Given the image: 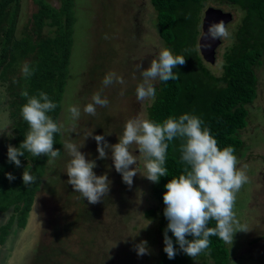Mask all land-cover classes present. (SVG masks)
I'll return each mask as SVG.
<instances>
[{"label": "rangeland", "instance_id": "obj_1", "mask_svg": "<svg viewBox=\"0 0 264 264\" xmlns=\"http://www.w3.org/2000/svg\"><path fill=\"white\" fill-rule=\"evenodd\" d=\"M44 1L59 6V0ZM37 7L35 0H20L18 33L28 25ZM208 7L233 15L226 26L229 36L220 39L215 63L204 62L219 77L223 53L234 43L242 13L225 3L208 1L203 11ZM73 14L68 75L57 119L64 125L60 134L62 153L53 163H46L26 226L14 229L0 245V264H158L164 249V237L158 231L160 207L153 198L151 182L142 176L145 169L139 150L133 146V154L138 156V174L129 187L116 172L110 149H106L109 158L97 159L93 139L95 135H104L109 144L118 143L126 121L148 120L147 110L153 101L141 102L136 98V87L143 79L137 65L147 68L165 48L158 35L155 11L150 0H73ZM110 71L122 76L125 84L105 87L102 80ZM256 75L257 97L246 106L247 127L237 133L243 145L235 153L237 167L247 165L244 170L249 181L236 194L233 211L249 231L237 232L232 245L225 243L229 253L227 264H264V54ZM153 83L157 89L159 80ZM96 92L109 104L97 106V114L91 116L84 112V107L93 103ZM5 103L10 116L8 92ZM72 106L80 110L77 120L68 111ZM90 133L92 136H88ZM65 141L77 146L84 143L80 151L87 159L96 161L93 171L97 175L107 174L111 181L108 196L100 203L89 204L67 183L69 157L63 148ZM8 142L7 135H0V153ZM150 210L155 213L147 216ZM7 215L0 214V226ZM141 241H147L149 251L138 256L134 248ZM193 264H203V260L198 256Z\"/></svg>", "mask_w": 264, "mask_h": 264}, {"label": "trees", "instance_id": "obj_2", "mask_svg": "<svg viewBox=\"0 0 264 264\" xmlns=\"http://www.w3.org/2000/svg\"><path fill=\"white\" fill-rule=\"evenodd\" d=\"M208 1L225 3L242 13L234 43L223 53L219 77L205 67L198 50L202 13ZM35 3L38 6L36 13L18 33L20 0H0V87L6 85L10 116L15 121L13 138L0 153V214H8L0 226V245L14 229L26 226L48 162V157H33L27 151L25 156L19 157L21 167L8 162V145L19 147L29 130L20 116V109L26 103L21 93L27 91L29 96L47 93L57 104L48 115L57 121L68 75L75 23L73 0H59L58 7L44 0H35ZM150 3L156 14L158 35L165 48L174 55H183L187 62L173 69L179 75L178 80H170L166 84L159 81L156 98L147 110L148 120L163 123L169 117L179 118L186 113L195 115L203 121L202 126L210 130L218 147L222 150L232 146L235 155L243 145L237 133L247 127L246 106L253 104L257 97L256 68L264 54V0H150ZM46 28L51 30L44 33ZM25 62L35 69L27 79L21 72ZM54 140V148L61 154V135L55 134ZM183 142L180 138L169 142L165 163L168 175L161 177L158 183L151 182L153 198L160 207L158 231L163 237L168 223L163 214L164 185L183 174L185 165L180 161ZM25 168L36 177L30 185H24L22 181ZM5 173H12L15 180L10 182ZM153 213L150 210L146 215ZM209 227H215V221H211ZM168 235L177 254L174 259H169L163 251L157 263L193 264L194 260L179 249L171 231ZM228 258L225 243L216 236L210 237L209 249L199 255L203 264H227Z\"/></svg>", "mask_w": 264, "mask_h": 264}, {"label": "clouds", "instance_id": "obj_3", "mask_svg": "<svg viewBox=\"0 0 264 264\" xmlns=\"http://www.w3.org/2000/svg\"><path fill=\"white\" fill-rule=\"evenodd\" d=\"M228 36L223 23L210 25L205 34V38L210 40ZM186 62L183 55H174L170 49L163 48L147 68L137 65L138 69H142L143 78L136 87L137 100L154 101L156 89L153 82L159 80L166 84L170 80H178L179 75L173 69L184 66ZM34 71L28 62L21 68L25 79L31 77ZM114 83L123 85L125 81L114 71L106 73L102 84L108 87ZM21 95L26 98V103L20 109V116L28 124L29 130L19 147L8 145V162L21 167L19 157L25 156L27 151L33 157H48V163L51 164L60 157V150L54 148V136L63 134L64 128L62 123L48 115L57 104L45 92L29 96L27 91H23ZM6 99L5 85L0 87V135H7L11 139V129L14 128L6 109ZM92 101L93 103L84 107V112L91 116L97 114V106L107 107L109 104L106 98L101 97L100 92L93 94ZM68 111L74 120L79 119V108L72 106ZM202 125L203 121L199 117L187 113L179 118L169 117L163 123L133 118L126 121L118 143L109 144L104 135L93 136L99 154L97 159L109 158L106 149H110L114 168L129 187L138 174V156L133 154V146L135 150H139V157L143 158L145 171L142 176L152 183H158L161 177L168 175L165 163L169 142L176 138L184 141L180 145V161L185 165L183 174L170 179L164 185L166 191L163 194V214L168 223L164 230L163 251L169 259H174L177 254L173 240L168 235L169 231L175 237L179 249L192 260L209 249L210 237L216 236L224 243L232 245L237 232L249 231L247 225L241 224L233 211L236 194L249 181L244 170L247 165L238 168L234 147L228 146L221 150L210 130ZM88 136H92V133ZM83 146L84 143L80 146L70 141L63 143L69 157L66 166L67 183L83 200L86 199L89 204H97L108 196L111 181L107 174L97 175L93 171L97 167L96 161L86 158L80 151ZM5 176L10 182L15 180L12 173H5ZM22 181L24 185H30L36 181V177L25 168ZM211 221H215V227H209ZM189 236L192 239H187ZM134 250L138 256L148 254L147 241L135 245Z\"/></svg>", "mask_w": 264, "mask_h": 264}, {"label": "water", "instance_id": "obj_4", "mask_svg": "<svg viewBox=\"0 0 264 264\" xmlns=\"http://www.w3.org/2000/svg\"><path fill=\"white\" fill-rule=\"evenodd\" d=\"M233 20V15L228 12H222L219 9L208 7L203 12L201 20V34L198 39V50L202 60L213 65L216 61V50L220 46V39L210 40L205 38V34L210 25L223 23L226 27Z\"/></svg>", "mask_w": 264, "mask_h": 264}, {"label": "crops", "instance_id": "obj_5", "mask_svg": "<svg viewBox=\"0 0 264 264\" xmlns=\"http://www.w3.org/2000/svg\"><path fill=\"white\" fill-rule=\"evenodd\" d=\"M9 118L12 120L11 116H9ZM37 193H38V192H37ZM37 193H36V194H37ZM35 197H36V195H35Z\"/></svg>", "mask_w": 264, "mask_h": 264}, {"label": "flooded vegetation", "instance_id": "obj_6", "mask_svg": "<svg viewBox=\"0 0 264 264\" xmlns=\"http://www.w3.org/2000/svg\"><path fill=\"white\" fill-rule=\"evenodd\" d=\"M204 12V11H203Z\"/></svg>", "mask_w": 264, "mask_h": 264}]
</instances>
